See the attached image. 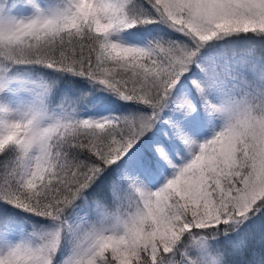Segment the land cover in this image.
<instances>
[{"label": "snow or ice", "instance_id": "1", "mask_svg": "<svg viewBox=\"0 0 264 264\" xmlns=\"http://www.w3.org/2000/svg\"><path fill=\"white\" fill-rule=\"evenodd\" d=\"M0 264H264V0H0Z\"/></svg>", "mask_w": 264, "mask_h": 264}]
</instances>
